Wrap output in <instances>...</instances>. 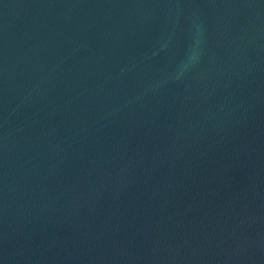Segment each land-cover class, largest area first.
I'll list each match as a JSON object with an SVG mask.
<instances>
[{"label":"water","instance_id":"1","mask_svg":"<svg viewBox=\"0 0 264 264\" xmlns=\"http://www.w3.org/2000/svg\"><path fill=\"white\" fill-rule=\"evenodd\" d=\"M0 264H264V0H0Z\"/></svg>","mask_w":264,"mask_h":264}]
</instances>
